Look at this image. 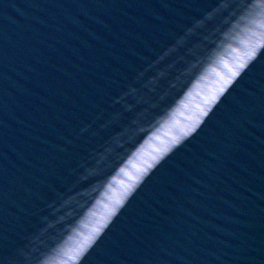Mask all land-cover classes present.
Segmentation results:
<instances>
[{
  "label": "water",
  "instance_id": "95a60500",
  "mask_svg": "<svg viewBox=\"0 0 264 264\" xmlns=\"http://www.w3.org/2000/svg\"><path fill=\"white\" fill-rule=\"evenodd\" d=\"M0 264H264V0H0Z\"/></svg>",
  "mask_w": 264,
  "mask_h": 264
},
{
  "label": "clouds",
  "instance_id": "9594fccd",
  "mask_svg": "<svg viewBox=\"0 0 264 264\" xmlns=\"http://www.w3.org/2000/svg\"><path fill=\"white\" fill-rule=\"evenodd\" d=\"M224 91H227V88H224L221 91V95L223 94ZM215 103H219V100H216L214 103L208 104L206 110H201L198 112L197 115L189 117L184 125H181L176 128L175 135L171 136L167 142L162 143L160 147L156 149L151 156L141 161V167L136 169L134 171V174L128 177V183L125 186L123 192V198L115 202L113 215H115L117 212L120 211L121 208L124 207L125 203H127L128 200L134 195V193L143 184V182L151 174V172L169 154H171L176 148L180 147L187 139L192 137L198 131V129L201 127V125L205 122L206 118L208 117V113L212 111L213 107H215ZM158 119L159 117L156 119V121ZM131 150L132 148L127 152V154ZM126 155L123 156L120 162L124 159ZM104 227H107V225L106 224L102 225L101 231L103 230Z\"/></svg>",
  "mask_w": 264,
  "mask_h": 264
},
{
  "label": "snow or ice",
  "instance_id": "6c2138e0",
  "mask_svg": "<svg viewBox=\"0 0 264 264\" xmlns=\"http://www.w3.org/2000/svg\"><path fill=\"white\" fill-rule=\"evenodd\" d=\"M235 74V73H234ZM225 83H228V81H225ZM223 89H221V91H222ZM97 231H98V229H97Z\"/></svg>",
  "mask_w": 264,
  "mask_h": 264
}]
</instances>
